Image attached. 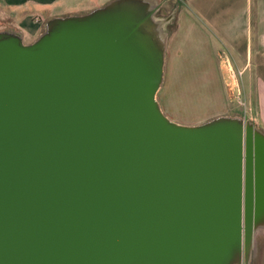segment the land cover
Returning <instances> with one entry per match:
<instances>
[{"label":"water","instance_id":"95a60500","mask_svg":"<svg viewBox=\"0 0 264 264\" xmlns=\"http://www.w3.org/2000/svg\"><path fill=\"white\" fill-rule=\"evenodd\" d=\"M161 3L0 30V264H249L264 131L162 111Z\"/></svg>","mask_w":264,"mask_h":264},{"label":"rangeland","instance_id":"374dc122","mask_svg":"<svg viewBox=\"0 0 264 264\" xmlns=\"http://www.w3.org/2000/svg\"><path fill=\"white\" fill-rule=\"evenodd\" d=\"M155 1L162 2L155 17L166 19L167 34L163 79L156 92L162 111L171 120L189 125L218 115L255 116L254 93L244 89L243 70L230 66L220 53L216 55L212 44L202 43L200 30L190 32L185 0ZM105 2L93 0L78 10L84 13ZM255 244L258 250L251 264H264V230L255 236Z\"/></svg>","mask_w":264,"mask_h":264},{"label":"crops","instance_id":"0c3cea01","mask_svg":"<svg viewBox=\"0 0 264 264\" xmlns=\"http://www.w3.org/2000/svg\"><path fill=\"white\" fill-rule=\"evenodd\" d=\"M91 1L0 0V30H18L24 42H31L41 32L44 18L82 14L78 9ZM184 4L191 17L186 25L190 32L200 30L202 43L212 44L216 55L243 70L244 89L253 91L256 102L255 116L249 120L264 131V0H185ZM254 247L255 256V242Z\"/></svg>","mask_w":264,"mask_h":264},{"label":"flooded vegetation","instance_id":"af4514ba","mask_svg":"<svg viewBox=\"0 0 264 264\" xmlns=\"http://www.w3.org/2000/svg\"><path fill=\"white\" fill-rule=\"evenodd\" d=\"M161 9V6H160V8L158 9V11ZM252 259H253V254H252V256H251V258H250V260H249V264H251L252 263Z\"/></svg>","mask_w":264,"mask_h":264}]
</instances>
